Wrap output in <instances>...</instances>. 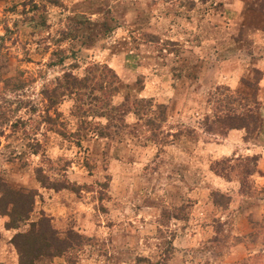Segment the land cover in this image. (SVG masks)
Masks as SVG:
<instances>
[{"label":"rangeland","instance_id":"obj_1","mask_svg":"<svg viewBox=\"0 0 264 264\" xmlns=\"http://www.w3.org/2000/svg\"><path fill=\"white\" fill-rule=\"evenodd\" d=\"M260 2L0 0V174L36 194L18 229L5 230L0 216V264H18L9 240L40 213L59 238L73 229L84 242L35 264H264L260 155L219 146L229 147L220 122L249 107L259 120L246 141L240 130L246 147L264 131V46L252 38ZM92 65L118 76L112 106L126 96L152 100L155 115L128 114L110 135H71L74 96L55 103L42 93ZM230 69L244 72L235 91L222 84ZM155 105L166 108L161 119ZM100 111L87 120L105 125ZM38 168L78 193L42 188ZM216 191L229 202L213 203Z\"/></svg>","mask_w":264,"mask_h":264},{"label":"trees","instance_id":"obj_2","mask_svg":"<svg viewBox=\"0 0 264 264\" xmlns=\"http://www.w3.org/2000/svg\"><path fill=\"white\" fill-rule=\"evenodd\" d=\"M260 11L264 13V0L260 2ZM260 31L264 33V15L263 24H260ZM260 79H258L257 84ZM241 82L248 87H252L249 81ZM119 83L118 76L107 65H92L86 69V75L82 78H77L71 73H64L52 91L50 93H42V97L47 99L54 97L56 103L66 96H74L75 104L71 115L77 121L75 132L70 134L76 135L77 139L90 133L94 135H110L112 129L114 132L119 127L126 126L125 117L128 114L133 113L135 116H139V114L155 115V113L150 111V108L153 106L152 100H130V97L126 96L120 105L112 106L111 100L117 93ZM87 92H98L99 97H95L93 102H87ZM155 108L158 110L157 118L160 117L161 119L164 116L166 108L163 105H155ZM95 110H101L100 112L102 114L99 117L106 119L105 125L91 123L87 120L94 114ZM256 111V108L254 110L249 107L240 116L228 115L225 118L226 120L220 122V126L222 124V128L227 131L244 130L246 134L244 140L246 141L248 139L247 134H250V132L255 131L257 128L259 117ZM55 114L56 117H59L58 113ZM45 122L48 125L56 126V119H52L48 115L46 116ZM12 126L13 128L17 127L13 124ZM60 126L64 125L60 123ZM62 130L57 129L55 132L59 135H64ZM256 160L254 158V162ZM231 168L234 169V167ZM247 175L249 176V173ZM238 176H242V174H238ZM35 179L44 189H52L54 191L68 189L74 193H78L70 188L67 182H52L39 168L35 169ZM35 195L32 191L21 192L13 190L7 185L0 174V216L5 219L3 222L5 230H16L20 224L29 221ZM212 197L214 200L213 203L215 204L221 203L222 200L227 203L229 202V197H224L217 191L213 193ZM83 242L84 238L73 231V229L68 230L64 238H59L58 232L52 224V219L44 213H40V217L36 221L29 223L28 230L14 234L9 240V243L16 252L18 264H35L42 257L63 256L69 250L79 247Z\"/></svg>","mask_w":264,"mask_h":264},{"label":"crops","instance_id":"obj_3","mask_svg":"<svg viewBox=\"0 0 264 264\" xmlns=\"http://www.w3.org/2000/svg\"><path fill=\"white\" fill-rule=\"evenodd\" d=\"M252 38H254L253 43L257 44L260 43L261 46H264V34L258 30H256L253 34H252ZM253 40V39H252ZM243 71L241 70H232L230 69L227 72H224V76H221V79H223V81H225V83L222 84H226V86L230 89V90H237L239 88L240 85V80L243 77ZM261 94H260V102H261V106L259 109V115L261 118V123L263 126V130H264V71L262 73L261 79L259 81V89H258ZM264 132V131H263ZM263 132H259L258 137H257V144L254 143H249L248 147H246L247 145L244 144L245 142L242 141V136H243V131L240 130H231L229 131V133L227 134L226 139H224V141L229 145V147H226L224 144L219 145L221 148L225 149L226 152H232V143H235L236 145H241L244 146V151L245 152H254L255 154H259L260 158H259V162L258 165L261 168L263 174H264V135ZM259 179L262 180L261 182L264 181V176H259Z\"/></svg>","mask_w":264,"mask_h":264}]
</instances>
